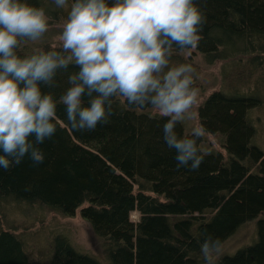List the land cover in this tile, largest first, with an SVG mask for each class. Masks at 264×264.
Returning a JSON list of instances; mask_svg holds the SVG:
<instances>
[{"label": "trees", "instance_id": "1", "mask_svg": "<svg viewBox=\"0 0 264 264\" xmlns=\"http://www.w3.org/2000/svg\"><path fill=\"white\" fill-rule=\"evenodd\" d=\"M27 2L41 7V0ZM193 2L204 18L195 48L208 61L240 53L260 64L264 0ZM185 49L173 45V51ZM17 51L23 56L32 50ZM75 71L70 65L57 71L54 87L41 85L57 103L56 132L38 146L42 163L25 156L19 165L0 168V206L20 202L66 217L79 213L106 242L110 264H205V240L223 244L256 221L257 240L214 264H264V150L249 118L260 106L257 95L222 90L209 95L198 108L205 130L199 138L177 123L179 139L196 140L202 162L193 169L178 165L176 150L164 139L168 118L150 112L151 106L139 109L117 96L107 123L74 130L60 97ZM207 134L218 135L222 148H206ZM23 240L14 228H0V264H31ZM47 264L101 263L58 234Z\"/></svg>", "mask_w": 264, "mask_h": 264}, {"label": "clouds", "instance_id": "2", "mask_svg": "<svg viewBox=\"0 0 264 264\" xmlns=\"http://www.w3.org/2000/svg\"><path fill=\"white\" fill-rule=\"evenodd\" d=\"M67 8L59 36L60 50L18 49L36 42L49 30L44 8L27 0H0V168L19 165L25 156L42 163L38 147L56 132L57 103L41 85L54 87L58 70L70 65L60 97L67 120L77 131L95 130L112 115L114 97L143 109L151 106L167 117L164 139L177 152L179 166L198 168L195 139H179L177 123L191 118L199 89L191 64L170 66L173 45L195 48L204 18L193 0H54ZM204 128L193 130L204 135ZM34 137V140L31 139ZM11 158V159H9ZM220 240L201 245L207 264L221 251Z\"/></svg>", "mask_w": 264, "mask_h": 264}, {"label": "rangeland", "instance_id": "3", "mask_svg": "<svg viewBox=\"0 0 264 264\" xmlns=\"http://www.w3.org/2000/svg\"><path fill=\"white\" fill-rule=\"evenodd\" d=\"M41 7L50 17L49 30L39 41H28L25 45L22 44L21 48L26 50L27 48L30 50L42 48L46 51L60 50L59 36L68 9L57 8L54 0H41ZM257 57L261 61L256 66L249 60L248 54L236 53L231 57L210 62L196 48L172 52L170 66L186 63L191 64L196 70L193 76L194 87L199 89V95L197 103L191 109V118L182 121L187 131L193 132L195 128L199 127L198 108L203 100L214 92L222 90L228 94L257 95L261 100L260 106L251 110L249 118L257 128L255 142L264 150V59L260 56ZM150 108V112L159 115L158 111ZM206 137V148L209 150L222 148L218 135L207 134ZM131 218L134 222H138L140 215L138 212H133ZM1 227L14 228V231L21 236L20 238H24V244L27 242L25 247L29 253L31 264H47L49 262L51 243L58 234L65 236L78 251L93 256L101 264H110L106 242L96 235L90 223L83 219L79 213L74 217H66L26 203H3L0 206ZM256 230V221L243 225L227 242L221 244V251L214 256V262L222 254H233L237 249L254 243L257 240ZM204 260L207 264L205 257Z\"/></svg>", "mask_w": 264, "mask_h": 264}, {"label": "bare ground", "instance_id": "4", "mask_svg": "<svg viewBox=\"0 0 264 264\" xmlns=\"http://www.w3.org/2000/svg\"><path fill=\"white\" fill-rule=\"evenodd\" d=\"M83 199H84V198H83ZM9 200H10V199H9ZM16 200H17V199H16ZM84 200H85V199H84ZM12 201H13V200H12ZM82 202H83V201H82ZM84 203H85V202H84ZM33 204H34V203H33ZM79 206H80V205H79ZM27 208H28V207H27ZM78 208H79V207H78ZM75 209H76V208H75ZM75 209H74V210H75ZM20 227H21V226H20ZM22 228H23V227H22ZM27 228H28V227H27ZM25 232H27V231H25ZM22 233H23V232H22ZM32 234H33V233H32ZM14 235H15V234H14ZM23 235H24V234H23ZM25 235H26V234H25ZM17 237H18V236H17ZM20 237H21V236H20ZM15 238H16V237H15ZM23 239H24V238H23ZM25 241H26V240H25ZM26 243H27V242H26ZM26 243H25V244H26ZM107 255H108V254H107ZM110 260H111V259H110Z\"/></svg>", "mask_w": 264, "mask_h": 264}]
</instances>
